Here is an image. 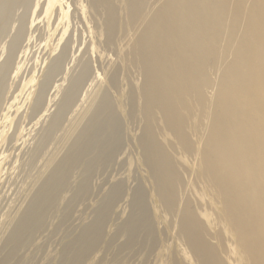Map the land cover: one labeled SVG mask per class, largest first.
I'll list each match as a JSON object with an SVG mask.
<instances>
[{
  "label": "bare ground",
  "instance_id": "bare-ground-1",
  "mask_svg": "<svg viewBox=\"0 0 264 264\" xmlns=\"http://www.w3.org/2000/svg\"><path fill=\"white\" fill-rule=\"evenodd\" d=\"M51 1L21 7L19 0H0L2 54L38 32L40 24L19 22L28 7L47 13ZM70 2L40 90L53 115L51 141L37 138L30 159L60 141L56 131L73 112L93 109L70 155H62L29 202L30 222L43 220L38 208L50 201L47 184L64 190L80 165L89 170L96 159L123 155L133 169L58 264L85 259L98 235L111 229L103 264H150L155 253L165 264H264V0ZM80 13L104 52L118 58L96 102L91 89L103 83H94L80 57L88 49L79 35Z\"/></svg>",
  "mask_w": 264,
  "mask_h": 264
},
{
  "label": "rangeland",
  "instance_id": "rangeland-1",
  "mask_svg": "<svg viewBox=\"0 0 264 264\" xmlns=\"http://www.w3.org/2000/svg\"><path fill=\"white\" fill-rule=\"evenodd\" d=\"M19 1L21 7L29 2V0ZM69 2L70 0H52L49 5L50 10H46L49 11L47 12L49 15L44 11L45 16L43 15L44 12L32 10L27 6L28 10L23 13L19 22L25 26L34 25V27L37 26L36 24H40L42 28L38 26V34L32 35V32L29 31V35L27 34L24 38L22 47H7L5 45L6 48L3 54L1 53L3 46L2 43L0 44V62L5 61L0 66V75H2L0 77V264H58L64 248L76 239L84 227L91 222L94 217L93 212L103 207L104 200L111 192L110 189H113L112 187L115 186L116 182L126 179V176L133 169L132 164L128 163L129 161L123 155L119 158L112 157L113 159L107 157L106 160H110V164L107 161L105 163V156L100 161L96 159L89 170L86 168L85 163L82 164L84 168L80 165L78 170L73 172L72 184L66 186L64 190L52 187V183L51 185L50 183L47 184V190L49 189L51 193L50 201H41V205H38L40 211H38V214L43 213L45 215L42 218L44 220H42L43 224H41L42 222H30L29 216L33 210L27 208L29 202L39 191L45 180L48 179L51 172L53 174V170H56L54 167L60 162L62 155L64 157L67 150V153H69L67 155H70L69 148L77 139V133L79 134L86 126L84 123L87 122L93 109L92 104L88 110L77 117L75 116L77 115L76 112H73L71 119H69L71 121L65 122L67 127L63 124L56 131L57 138L60 137V141L57 144L53 143L54 146L50 144L44 152L48 154H43L45 158L40 154L43 153L40 150L37 159H35L36 156L35 160L30 159V151L37 138L42 142L46 140L45 143L51 141L49 137L53 115L51 113L47 115L49 111L47 112L43 107L40 90L47 83L48 74L46 75V73L52 62L51 56L55 37L60 34L59 32L64 24L62 22H65L64 19L68 18L71 13L72 4ZM79 18L82 29L79 35L82 38L85 36L83 42L86 41L85 44L87 43L85 47L88 45L87 52L79 56H83L82 59L87 61L85 69L87 73L93 75L94 83H103L101 89L100 87L97 88V84H95L94 89H91V94H93L91 97H94L93 101L96 102V100L103 98L105 84L110 73L115 69L118 58L113 53L104 52L103 47L99 45L100 43L98 44L94 34L95 29L89 23L86 14L80 13ZM3 34L4 29L0 18V38ZM33 38L36 41L32 40ZM82 48H84V45H82ZM77 55H74L76 60L74 59L75 62L73 63L75 64L78 62L77 58H80L79 56L76 57ZM12 69L17 70L14 72ZM47 131L50 133L47 134ZM112 161H114L113 165H111ZM124 162L125 165H123ZM121 164L123 171L120 169V172L122 173L117 172L115 174L114 170L119 168ZM86 185L89 186V189H85ZM174 209L177 210L176 212L179 210L178 207ZM119 210L121 209H118V211L117 208L114 209L115 213H118ZM124 215L121 216L120 214L117 221L122 217L124 218ZM114 225L115 223H112V227ZM14 230H18V233L11 239L12 234L15 233ZM111 231L112 229L106 231V236L100 233L95 249L77 264H103L102 259L105 257L106 252L108 253V247L110 246V244L107 245V241ZM160 259H162L161 254H152L150 264H165L164 259H162L163 262Z\"/></svg>",
  "mask_w": 264,
  "mask_h": 264
}]
</instances>
